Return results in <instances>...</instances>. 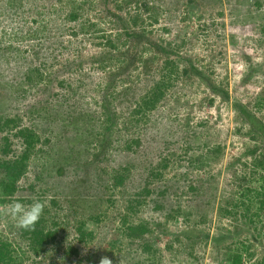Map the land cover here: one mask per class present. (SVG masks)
Here are the masks:
<instances>
[{
	"label": "rangeland",
	"instance_id": "374dc122",
	"mask_svg": "<svg viewBox=\"0 0 264 264\" xmlns=\"http://www.w3.org/2000/svg\"><path fill=\"white\" fill-rule=\"evenodd\" d=\"M120 1L122 8L118 0H0L1 157L23 153L16 130L35 134L17 188L7 196L0 191V207L39 199L54 232L52 240L32 246L24 230L0 214L12 260L231 264L228 255L238 249L242 264H264V207L250 216L235 207L245 189L262 191L248 150L263 152L264 136L251 140L233 107L241 102L264 118V104L252 105L264 95V0H149L161 5L157 21L141 12L136 28L145 34L118 38L125 41L121 64L106 37L84 35L65 17L80 3L83 18L114 36L125 28L121 21L140 12L136 0ZM147 38L152 43L143 51ZM159 41L170 43L180 68L191 62L196 69L163 86L153 108L135 113L160 78ZM130 139L136 143L126 147ZM123 172L122 183L113 184ZM254 206L255 198L251 214ZM138 223L148 231L131 237L128 226Z\"/></svg>",
	"mask_w": 264,
	"mask_h": 264
},
{
	"label": "trees",
	"instance_id": "16d2710c",
	"mask_svg": "<svg viewBox=\"0 0 264 264\" xmlns=\"http://www.w3.org/2000/svg\"><path fill=\"white\" fill-rule=\"evenodd\" d=\"M84 0H82L83 3ZM138 7L137 9H140V12H137L134 16H131L129 19V26L127 22L121 21L122 24L124 25V29L122 32L120 30L114 32V36L110 34L111 32H108L109 34L106 35L104 33V30L102 27L97 24V22H93L89 20L88 18H83L81 13L79 12L80 6L82 4H77V7L74 9H69L68 13L66 14V20L76 22L77 26L80 30L83 31L84 35H87L85 32L90 31L91 33H88L90 37H94L97 35V37H106L104 40V44L108 45L111 47L115 52H116V61L120 62V64L123 61V58L119 56L121 53L119 46L124 44L125 41L121 40L117 43L118 38L121 35H127L125 36L126 38H133L136 37L137 33H141L142 35L145 34L144 29L141 28V30L136 27L139 26L138 24V17L141 12H145L149 15L148 18L153 19V21H157V15H159L160 10H161V5L157 4L154 1H149V0H136ZM120 0L116 2V7L117 8H122ZM80 20V21H79ZM82 20V21H81ZM131 27V30L130 28ZM100 32V33H99ZM99 33V34H98ZM147 33V32H146ZM150 33V32H149ZM147 33V34H149ZM76 34V29H72L70 32L71 37L73 35L75 36ZM139 35V34H138ZM150 38H147L145 41H143L144 45H148L149 47H143V51L149 50L150 49ZM157 47H154L155 50L161 51L162 52V66L160 69V78L158 81L153 83V85L146 90L144 95L141 97L138 103V108L134 110L135 113L141 112V110H149L153 108L157 102L162 98L163 92H162V87L163 86H170L171 81L176 79L179 75H186L188 68L196 69L194 68L193 64L191 62L188 63L187 66L183 65L182 68H180L178 62H176L173 58L170 57V43L164 42V41H159L156 42ZM154 44V43H153ZM152 49V48H151ZM142 53L140 55L138 54L137 61L142 62ZM47 59V58H44ZM47 61H44L42 65H46ZM120 66V65H119ZM41 69V68H40ZM40 69L37 70V73L41 74ZM123 77L120 82L128 81V78L131 76ZM119 79V78H118ZM58 83L60 85H67L68 81L65 78H61L58 80ZM212 90L219 91L221 94L225 95L227 97V94L224 90H222L219 87L209 86ZM264 95L259 94L252 103L254 110L259 109L264 103ZM233 107L238 115L239 120L242 122V124L247 128L248 134L251 140H253L255 143L259 142V140L262 139L264 136V118L259 117L255 111H253L251 108H249L247 105L235 101L233 103ZM5 121H10L12 122L13 126H16L18 123L15 120V118H6ZM5 122H3L4 124ZM2 123H0V131L3 129L2 128ZM12 136L17 137L21 139V141H24V150L23 153L16 159H4L0 155V191L3 196H7L10 194H13L14 191L16 190L17 186L16 183L19 179V176L25 169V158L27 157L28 152L31 150V147L33 145V142L35 141V134L34 133H29L27 132L26 129H18L14 133H12ZM4 139L8 140V137H4ZM136 143V140H128L126 143V147H129L130 144ZM128 145V146H127ZM254 146V145H253ZM250 151V154L252 156V161H251V170L250 173L254 177H258L263 179V184L260 186V189H262L261 192H258V189H245L244 191L240 192V200L237 202L235 207H240L241 212H238V215L244 216L248 214L254 215L257 207H264V151H259L256 152L255 150L251 149L248 150ZM3 152H6V150H3ZM163 161V164L161 165L162 167L166 166V163H168L167 158L161 159ZM166 162V163H165ZM197 162V161H196ZM152 175H158L161 176V172H153L151 170ZM124 172L121 174H116L113 176V184L118 185L121 184L123 179H124ZM144 192H148V187L143 188ZM263 194V197L261 196ZM255 198L257 200V206H254V210H252V213L250 212V207H251V200ZM158 207V205L156 206ZM261 209V208H260ZM226 212H229L227 209L225 210ZM240 211V210H238ZM254 211V212H253ZM234 214H237V212L233 211ZM148 226L145 223H138L135 225H129L128 226V231L129 235L131 237H141L143 236L147 231H148ZM77 230L80 234L85 235L86 232L85 230L79 226L77 227ZM26 233V238H28L29 242H31L32 246H36L41 244L43 241L46 240H52L54 238V232L51 230L50 227H47L45 225V222L43 220V216L41 215L40 220L35 226V231H25ZM11 247V241L9 238H7L4 235L0 234V264H16V259L12 260L11 255L9 253ZM37 248L34 249V251ZM228 258L230 260L231 264H242V253L240 251L234 252L230 255H228Z\"/></svg>",
	"mask_w": 264,
	"mask_h": 264
},
{
	"label": "clouds",
	"instance_id": "9594fccd",
	"mask_svg": "<svg viewBox=\"0 0 264 264\" xmlns=\"http://www.w3.org/2000/svg\"><path fill=\"white\" fill-rule=\"evenodd\" d=\"M45 206V203L39 199H34L29 205L14 201L4 207H0V214L13 220L15 227L18 229L35 231V226L40 220ZM99 264H112V262L107 257H104Z\"/></svg>",
	"mask_w": 264,
	"mask_h": 264
}]
</instances>
